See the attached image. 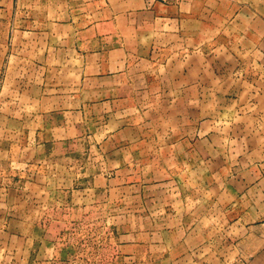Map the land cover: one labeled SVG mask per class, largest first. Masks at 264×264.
Here are the masks:
<instances>
[{
  "label": "crops",
  "instance_id": "0c3cea01",
  "mask_svg": "<svg viewBox=\"0 0 264 264\" xmlns=\"http://www.w3.org/2000/svg\"><path fill=\"white\" fill-rule=\"evenodd\" d=\"M228 2L234 5L229 21L249 23L235 36L240 46L250 40L248 61H238L235 50L232 92L223 84L225 73L211 80L203 52L195 58L191 45L178 55L172 41L157 44L161 0H0V264L65 263V242L49 238L62 225L43 215L59 208L66 167L75 165L74 152L90 135L99 136L102 159L115 158L117 167H144L140 182L169 172L176 190L156 189L154 196L178 199L176 206H165L178 215L176 225H151L158 237L115 245L107 233L106 264H208L203 231L209 228L204 218L210 217V195L201 197L207 206H188L194 195L187 191L188 176H181L195 159L203 162L201 172L211 171L205 145L211 130L203 127L208 114L195 118L194 102L229 94L235 103H248L234 109V139L239 149L250 151L245 164L250 181L264 182V0ZM194 4L185 0L186 11ZM225 65L218 63L217 70ZM162 123L164 131L155 126ZM167 178H155V188H165ZM213 211L226 213L220 207ZM195 212L201 219H189ZM158 229L169 236L159 237ZM78 260L74 254L72 261Z\"/></svg>",
  "mask_w": 264,
  "mask_h": 264
},
{
  "label": "rangeland",
  "instance_id": "374dc122",
  "mask_svg": "<svg viewBox=\"0 0 264 264\" xmlns=\"http://www.w3.org/2000/svg\"><path fill=\"white\" fill-rule=\"evenodd\" d=\"M161 1L164 2V16L159 22L161 42L157 44L164 47L172 41V47H177L178 55L187 51V45H191L195 58H201L203 52L204 61L207 57L210 60L211 80H216L219 73H225L226 80L223 84L231 87L232 92L235 77L231 64L235 60V50L239 49L236 54L238 61H248L247 51L250 44L247 37L240 46V37L235 36H238L244 25L249 27V23L229 21L234 5L228 0H195L194 6L188 11L185 0ZM168 4L173 8L172 12H169L171 8L165 9ZM156 27L158 28V24ZM241 47L243 52L240 51ZM220 62H225L226 65L219 72L217 65ZM249 73L250 70H246V78ZM238 78L244 79V76ZM217 97L211 94L208 103L196 101L193 104L195 118L208 114L203 127L209 126L211 130L205 144L209 147L207 156L210 158L211 171L201 172L203 162L195 159L194 166L187 172H181L182 179L188 176L190 183L187 191L194 195L188 198V206H207V202H203L201 197L203 195L207 199V195H210V217L207 221L204 218L205 226L209 221V228L203 231L204 237L209 238L208 264H264V182L250 181L249 166L245 165L249 162L250 151L239 149V140L235 141L233 134L234 109L240 108V105L248 108V103H235L232 99H227L232 97L229 94L225 99L221 96L218 100ZM165 124L155 126L164 131ZM196 124L195 119V129L198 128ZM98 139V135H90L82 140L80 149L73 155L75 165L66 167L65 182H60V191L64 189V197L59 199V208L43 215L45 221L62 225L59 230H50L49 238H60L65 242L62 252L66 257L65 263L51 261L50 264H74V254L80 256L75 264H106L104 259L107 233L113 238L115 245L128 238L131 241L137 238L152 239L158 237L151 228L154 222L159 227H170L176 225L178 220V215L165 209V206L172 203L176 206L178 199L154 196L156 189L168 192L176 190L173 179L167 178L170 173L161 172L160 176L153 175L148 178L146 183H143L144 180L140 182L137 179L144 167L132 164L117 167L115 158H109L107 164L108 160L101 158L102 153L95 143ZM207 156L204 155V159ZM239 162L242 163L241 167ZM146 168L148 170L152 167ZM116 169L120 171H115ZM179 172L180 170L175 173ZM200 175H204L206 184L201 183ZM159 177L167 178L165 188H155L154 179ZM49 185L53 187L57 183L51 182ZM183 188L185 186L180 187V190ZM219 207L222 210L225 208L224 216L213 211ZM193 218L201 219V214L195 212L189 219ZM234 218L238 221L235 224L231 223ZM223 226L225 231L221 229ZM156 232L159 237H168L170 233L165 229H158ZM176 232L182 235V230ZM197 232V229L190 232L192 240L196 238ZM132 249L131 247L130 253L135 250ZM206 250L207 245H204V253Z\"/></svg>",
  "mask_w": 264,
  "mask_h": 264
}]
</instances>
